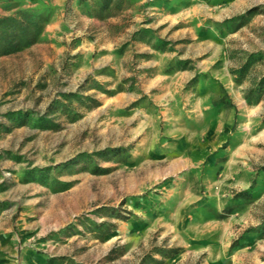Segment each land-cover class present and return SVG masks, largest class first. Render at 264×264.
I'll use <instances>...</instances> for the list:
<instances>
[{
	"label": "rangeland",
	"instance_id": "obj_1",
	"mask_svg": "<svg viewBox=\"0 0 264 264\" xmlns=\"http://www.w3.org/2000/svg\"><path fill=\"white\" fill-rule=\"evenodd\" d=\"M2 17L42 29L0 44V264H264V0Z\"/></svg>",
	"mask_w": 264,
	"mask_h": 264
},
{
	"label": "trees",
	"instance_id": "obj_2",
	"mask_svg": "<svg viewBox=\"0 0 264 264\" xmlns=\"http://www.w3.org/2000/svg\"><path fill=\"white\" fill-rule=\"evenodd\" d=\"M30 26L35 29L30 30ZM42 26L34 22L14 20L11 17L0 18L1 53L16 52L26 45L33 44L41 33ZM264 171V166L261 168Z\"/></svg>",
	"mask_w": 264,
	"mask_h": 264
}]
</instances>
